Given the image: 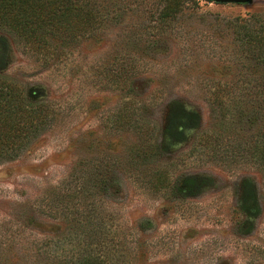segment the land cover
I'll list each match as a JSON object with an SVG mask.
<instances>
[{
	"label": "rangeland",
	"instance_id": "374dc122",
	"mask_svg": "<svg viewBox=\"0 0 264 264\" xmlns=\"http://www.w3.org/2000/svg\"><path fill=\"white\" fill-rule=\"evenodd\" d=\"M121 2L118 17L50 66L0 29V73L58 109L29 150L0 164V264H66L100 242L113 264H264V169L239 147L258 128L240 110L252 98L228 109L209 87L252 75L230 21L264 13V0H186L161 32L159 0ZM175 100L202 115L183 141L165 131ZM204 132L220 136L223 153ZM243 181L252 188L238 194Z\"/></svg>",
	"mask_w": 264,
	"mask_h": 264
},
{
	"label": "trees",
	"instance_id": "16d2710c",
	"mask_svg": "<svg viewBox=\"0 0 264 264\" xmlns=\"http://www.w3.org/2000/svg\"><path fill=\"white\" fill-rule=\"evenodd\" d=\"M116 1H112L113 5H104L98 0H0V29L14 34L18 44L50 66L52 61L66 55L68 45L95 36L107 21L118 17V10L126 9L123 2L119 4L121 0ZM185 1L159 0L160 6L153 14L154 29L158 32L168 29L172 20L183 14ZM230 22L242 52L243 67L252 75L242 74L239 80L210 83L209 87L214 89L212 101L239 110L242 97L251 96L250 109L240 110L243 123H249L253 118L258 128L253 137L241 141L239 147L243 158L250 157L255 165L264 169V13L238 15ZM126 74L124 76L130 75ZM238 89L245 90L246 94H232L230 91ZM57 110L39 88L0 73V164L29 150L55 122ZM201 123L200 112L189 111L176 100L169 102L165 131L175 139L183 141L186 130L198 128ZM148 131L149 128L141 127L139 138L148 139ZM216 137L214 133L204 132L201 140L223 153L220 136ZM242 186L250 191L252 183L241 182L237 187L238 194ZM253 207L255 210L240 204V210L249 214L259 211L256 205ZM92 245L93 249L87 247L77 256L68 258L66 264H113L109 256L100 252L102 242L95 244L100 246L98 249Z\"/></svg>",
	"mask_w": 264,
	"mask_h": 264
},
{
	"label": "water",
	"instance_id": "95a60500",
	"mask_svg": "<svg viewBox=\"0 0 264 264\" xmlns=\"http://www.w3.org/2000/svg\"><path fill=\"white\" fill-rule=\"evenodd\" d=\"M209 1H213L216 3H222V4H225V3L245 4V3L251 2L252 0H209Z\"/></svg>",
	"mask_w": 264,
	"mask_h": 264
}]
</instances>
